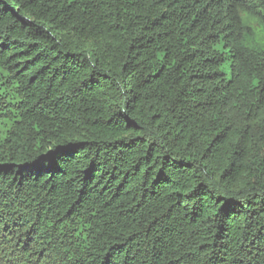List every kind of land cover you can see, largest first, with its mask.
I'll return each instance as SVG.
<instances>
[{
  "label": "trees",
  "instance_id": "1",
  "mask_svg": "<svg viewBox=\"0 0 264 264\" xmlns=\"http://www.w3.org/2000/svg\"><path fill=\"white\" fill-rule=\"evenodd\" d=\"M0 264H264V0H0Z\"/></svg>",
  "mask_w": 264,
  "mask_h": 264
}]
</instances>
